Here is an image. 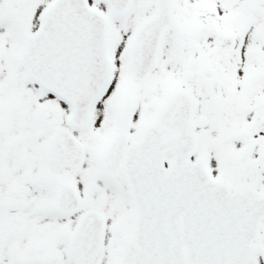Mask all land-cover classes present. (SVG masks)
Segmentation results:
<instances>
[{"label": "snow or ice", "instance_id": "snow-or-ice-1", "mask_svg": "<svg viewBox=\"0 0 264 264\" xmlns=\"http://www.w3.org/2000/svg\"><path fill=\"white\" fill-rule=\"evenodd\" d=\"M0 264H264V0H0Z\"/></svg>", "mask_w": 264, "mask_h": 264}]
</instances>
